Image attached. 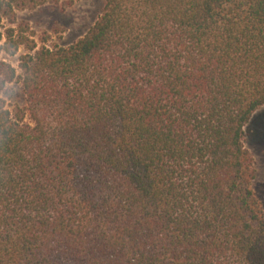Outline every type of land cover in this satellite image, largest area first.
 Instances as JSON below:
<instances>
[{
	"label": "trees",
	"instance_id": "trees-1",
	"mask_svg": "<svg viewBox=\"0 0 264 264\" xmlns=\"http://www.w3.org/2000/svg\"><path fill=\"white\" fill-rule=\"evenodd\" d=\"M49 1L0 0V264H264V0H103L66 46Z\"/></svg>",
	"mask_w": 264,
	"mask_h": 264
},
{
	"label": "rangeland",
	"instance_id": "rangeland-1",
	"mask_svg": "<svg viewBox=\"0 0 264 264\" xmlns=\"http://www.w3.org/2000/svg\"><path fill=\"white\" fill-rule=\"evenodd\" d=\"M103 0H50L36 8L16 11L19 21L29 24L37 36L50 35L47 45L66 46L81 38L94 24L102 7ZM4 20V25H7ZM21 48L15 56L3 55L13 65L18 64V55L24 53ZM18 101L22 103L20 85L14 84ZM246 131V145L254 160L256 177L254 189L264 205V107L257 110Z\"/></svg>",
	"mask_w": 264,
	"mask_h": 264
}]
</instances>
